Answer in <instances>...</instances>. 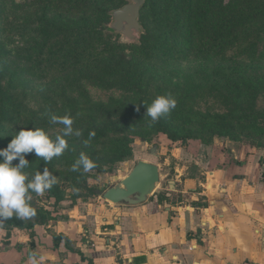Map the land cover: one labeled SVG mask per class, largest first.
Masks as SVG:
<instances>
[{"label": "rangeland", "instance_id": "rangeland-1", "mask_svg": "<svg viewBox=\"0 0 264 264\" xmlns=\"http://www.w3.org/2000/svg\"><path fill=\"white\" fill-rule=\"evenodd\" d=\"M12 1L14 5L6 10H16L18 18L21 10H40L46 4L57 25L67 30L68 47L77 42L82 52L80 63L74 66L81 87L70 89L62 80L71 72L69 64L59 63V40L65 35L57 32L44 43L37 23L20 26L23 18H19L18 25L15 21L14 25H0V149L22 129H43L53 140L62 135L64 126L51 123L49 114H71L73 129L82 133L65 137L68 148L47 164L34 152L26 154L29 165L23 171L28 179L36 174L30 175L31 169L43 172L47 167L56 176L51 189L59 197L55 202L47 192L31 193L32 206L45 210L51 202L54 208L64 203L67 209L87 210L97 200L95 190L114 186L138 161L156 165L163 178L149 198L160 202L175 199V191L162 188L171 176L164 177L169 169L174 175L177 166L194 167L187 162L189 158L182 157L189 145L215 146L233 152L238 159L262 153L256 163L259 181L264 184V129L250 128H264V59L231 50L223 56L210 53L205 59L161 60L129 47L139 42L130 43L120 34L110 33L111 38L100 34L111 24L112 12L130 0ZM5 16L8 21L13 18L8 13ZM144 33L142 26L140 37ZM117 62L121 70L114 68ZM160 95L176 100L175 109L160 119L178 128L179 134H188L187 145L169 141L156 122L145 116L147 106ZM119 145L126 150L123 159L116 152ZM153 147L154 155L150 154ZM81 152L96 165L89 172L82 168L72 171ZM18 162L13 160V166Z\"/></svg>", "mask_w": 264, "mask_h": 264}, {"label": "crops", "instance_id": "crops-1", "mask_svg": "<svg viewBox=\"0 0 264 264\" xmlns=\"http://www.w3.org/2000/svg\"><path fill=\"white\" fill-rule=\"evenodd\" d=\"M182 153L194 167L169 169L162 187L175 199L128 206L96 196L80 211L47 202L50 218L32 233L6 237L0 227V264H264L262 153L240 160L200 145Z\"/></svg>", "mask_w": 264, "mask_h": 264}, {"label": "trees", "instance_id": "trees-1", "mask_svg": "<svg viewBox=\"0 0 264 264\" xmlns=\"http://www.w3.org/2000/svg\"><path fill=\"white\" fill-rule=\"evenodd\" d=\"M9 5H14L12 0H0V25H14L13 21L18 25L19 18H23L20 26L37 23L38 36L44 43L51 41L57 32L65 35L59 40L58 50L62 51L59 63H68L71 72L65 74L62 80L70 89L80 88V80L75 73L79 70H74V66L80 63L82 52L77 48V42L68 47L67 30L57 25L58 20L49 14L48 6L45 4L40 10H21L18 18L16 10H6ZM7 13L13 17L12 20H7ZM139 22L145 33L138 44L129 47L161 60L188 56L205 59L210 53L223 56L231 50H237L241 56L251 58L258 55L264 59V0H146L140 10ZM100 34L106 38L113 37L107 28ZM260 47L261 51L257 53ZM115 67L122 68L119 62ZM67 116L71 118V114ZM156 127L171 142L184 141L187 145L190 140L188 134H179L178 128L161 119L156 122ZM250 128L254 131L264 129L259 126ZM116 147V152L123 159L126 150L121 145ZM32 172L38 171L31 169L30 175ZM45 192L55 202L59 199L54 189ZM32 207L36 210L34 217L18 219L13 216L0 222V227L7 231L6 237L14 229L32 233L35 226L44 225L49 220L48 210L37 205ZM59 239L53 238L54 246ZM89 264L93 263L89 261Z\"/></svg>", "mask_w": 264, "mask_h": 264}, {"label": "clouds", "instance_id": "clouds-1", "mask_svg": "<svg viewBox=\"0 0 264 264\" xmlns=\"http://www.w3.org/2000/svg\"><path fill=\"white\" fill-rule=\"evenodd\" d=\"M176 107V100L171 95L157 96L147 106L145 116L149 117L152 123L157 122L161 117L167 116ZM139 111V107L137 108ZM49 120L53 124L64 126L62 135L58 134L55 140L40 128L35 130H20L10 141L6 148L0 149V222L15 216L18 219H28L36 215V210L30 205L31 193L43 195L56 183V176L47 167L43 172H37L30 180L23 171L28 167L29 161L26 154L34 152L38 158H43L47 164L53 157L61 156L68 148L65 137L75 135L81 136L80 130H74L73 120L69 116H57L49 114ZM90 133L89 136H93ZM89 143L84 141L85 146ZM18 159V164L13 166L12 161ZM95 163L81 152L79 158L72 165V171L89 172L95 168ZM27 180V183H26Z\"/></svg>", "mask_w": 264, "mask_h": 264}, {"label": "water", "instance_id": "water-1", "mask_svg": "<svg viewBox=\"0 0 264 264\" xmlns=\"http://www.w3.org/2000/svg\"><path fill=\"white\" fill-rule=\"evenodd\" d=\"M146 0H130L121 9L112 12V22L107 31L120 34L130 43L139 42L142 26L139 22L140 10ZM150 154H155L151 148ZM159 169L156 165L138 161L130 172L114 186L105 191L95 190V195L113 205L125 204L136 206L144 203L154 192L159 183Z\"/></svg>", "mask_w": 264, "mask_h": 264}]
</instances>
